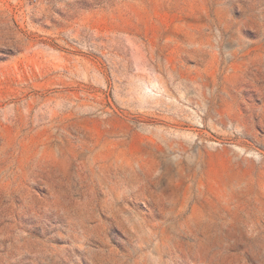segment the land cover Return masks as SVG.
<instances>
[{
	"label": "rangeland",
	"instance_id": "1",
	"mask_svg": "<svg viewBox=\"0 0 264 264\" xmlns=\"http://www.w3.org/2000/svg\"><path fill=\"white\" fill-rule=\"evenodd\" d=\"M0 264H264V0H0Z\"/></svg>",
	"mask_w": 264,
	"mask_h": 264
}]
</instances>
